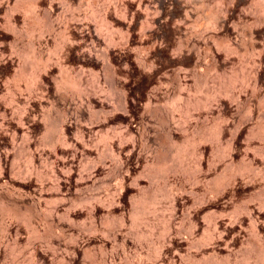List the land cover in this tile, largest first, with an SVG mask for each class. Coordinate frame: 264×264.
I'll return each mask as SVG.
<instances>
[{
  "label": "bare ground",
  "instance_id": "bare-ground-1",
  "mask_svg": "<svg viewBox=\"0 0 264 264\" xmlns=\"http://www.w3.org/2000/svg\"><path fill=\"white\" fill-rule=\"evenodd\" d=\"M79 2L0 0V264H264V0Z\"/></svg>",
  "mask_w": 264,
  "mask_h": 264
},
{
  "label": "rangeland",
  "instance_id": "rangeland-1",
  "mask_svg": "<svg viewBox=\"0 0 264 264\" xmlns=\"http://www.w3.org/2000/svg\"><path fill=\"white\" fill-rule=\"evenodd\" d=\"M80 2H81V6L79 5V7H78V11L76 10L75 11V13H76V17H78V19L80 18H82L83 19V17H86L85 15H87V10H86V8H87V6L85 5L86 4V0H80ZM79 2V3H80ZM59 7H61V8H59V11H57L56 12V14H54L53 15V18H51L52 19V22H53V28H55L54 30H55V32L57 33V31H58V29L60 30L61 29V27H59L58 28V26L59 25H62L61 24V22L63 21L62 19H63V17L65 18H68L67 16H69L68 14V12L65 10V8H62V6H59ZM86 7V8H85ZM65 10V11H64ZM86 11V12H85ZM86 13V14H85ZM81 14V15H80ZM85 14V15H84ZM78 15V16H77ZM79 15H80V17H79ZM63 16V17H62ZM61 17H62V19H61ZM62 20V21H61ZM59 23V24H58ZM56 33H54V35L52 34V36H50V39H49V41L47 42V46H46V44L44 45L45 47H43V50H44V52H45V50H46V55L48 54V57L50 58L51 56H55L54 54H52V48H53V46H54V44H53V42L55 43V39H57L56 38ZM55 37V39H54V37ZM52 40V41H51ZM54 40V41H53ZM52 44V45H51ZM48 48V49H47ZM52 54V55H51ZM52 60H50L51 62V64L52 63H54L55 62V57H52L51 58ZM204 60H206V62H208V60H207V58H204ZM53 61V62H52ZM86 74V73H85ZM88 75V73L86 74V76ZM85 76V75H84ZM86 76H85V78H86ZM88 77H89V75H88ZM189 94V95H193V93L192 92H189L188 93V91L187 90H184V91H182V94H181V97L182 98H185V97H187V94ZM191 93V94H190ZM45 101H43V107H42V111L44 112V111H47L48 109H49V106H48V103L46 102V99H44ZM46 102V103H45ZM45 103V104H44ZM46 106V107H45ZM180 112V111H179ZM178 111H175V115H176V113H177V118L179 117V119L180 120H182L184 123L187 121V120H185L184 121V119H183V116H182V113L180 112L179 113ZM179 115H181V116H179ZM187 123V122H186ZM186 125V124H185ZM103 147V146H102ZM106 160H108L109 161V158L108 159H106ZM24 163H23V162ZM20 163H23L24 165H25V161L24 160H20ZM22 164V165H23ZM40 169V168H39ZM44 170H46L45 168H43V166L41 167V169H40V171H44ZM113 181H115V182H113ZM111 182H112V184H114V183H116V180L114 179V178H112V180L110 181V184H111ZM162 204H160L159 205V208H161V207H163V205L161 206ZM160 212V211H159ZM161 213V212H160ZM164 213V211L162 212V214ZM84 222H87L88 223V220H82V225H86V223L84 224ZM25 237V235H23V238H22V240H21V242L19 243V245H21V247H24V248H22L20 251L23 253V254H21V261H20V258H19V261L21 262L20 264H31L30 263V261H29V259H28V256H30V253H31V250H30V246H28V245H26L25 246V244L24 243H22V241L24 242V238ZM154 239V238H153ZM26 252H25V251ZM28 250V251H27ZM117 251H119V248H117ZM28 255V256H27ZM25 256V257H24ZM23 257V258H22ZM26 258V259H25ZM30 258V257H29ZM26 260V261H25ZM25 263H24V262ZM10 264H16L14 261L13 262H11Z\"/></svg>",
  "mask_w": 264,
  "mask_h": 264
}]
</instances>
